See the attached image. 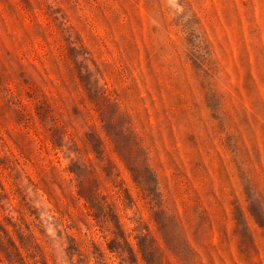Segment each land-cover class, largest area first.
Returning <instances> with one entry per match:
<instances>
[{
  "label": "trees",
  "instance_id": "1",
  "mask_svg": "<svg viewBox=\"0 0 264 264\" xmlns=\"http://www.w3.org/2000/svg\"><path fill=\"white\" fill-rule=\"evenodd\" d=\"M108 66L61 7L0 0V264H196L168 242L184 218L169 182L158 190L148 108L141 120L129 102L138 76L123 66V90ZM123 171L156 236L122 219Z\"/></svg>",
  "mask_w": 264,
  "mask_h": 264
},
{
  "label": "rangeland",
  "instance_id": "2",
  "mask_svg": "<svg viewBox=\"0 0 264 264\" xmlns=\"http://www.w3.org/2000/svg\"><path fill=\"white\" fill-rule=\"evenodd\" d=\"M47 3L108 63V84L125 90L123 66L138 76L129 102L141 120L148 108L158 190L169 182L184 218L168 242L196 264H264V0H35ZM123 177L135 199L122 219L156 236Z\"/></svg>",
  "mask_w": 264,
  "mask_h": 264
}]
</instances>
